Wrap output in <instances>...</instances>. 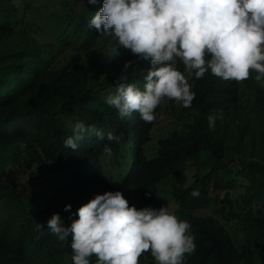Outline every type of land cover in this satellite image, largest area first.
<instances>
[{
    "label": "trees",
    "instance_id": "trees-1",
    "mask_svg": "<svg viewBox=\"0 0 264 264\" xmlns=\"http://www.w3.org/2000/svg\"><path fill=\"white\" fill-rule=\"evenodd\" d=\"M22 3L0 0V264H73L71 237L60 241L47 228L53 214L70 226L79 207L109 191L122 192L130 206L141 209L159 200L162 184L178 204L174 213L191 224L196 237L184 264H264V81L257 83L254 71L241 82L224 81L210 70L202 79L191 76L192 119L149 153L145 146L167 99L151 123L138 113L122 118L106 103L123 75L121 82L143 90L152 65L120 47L114 36L89 27L103 0L64 7L58 15ZM36 12L49 22L39 23ZM52 24L49 38L38 39L36 33ZM97 44L108 50L112 71L101 86L79 53ZM68 51L74 53L60 59ZM175 67L184 69L179 60ZM209 115L216 117L214 130ZM78 120L95 124L105 137L123 133L121 141L86 134L75 151L66 148ZM106 144L111 155L104 152ZM43 167L59 175L57 187L36 180L35 192L21 189L20 179L26 173L37 179ZM238 185L243 190L234 195ZM66 205L71 209L65 211ZM229 223L242 231L240 238ZM90 264H97L95 255ZM139 264L156 261L145 253Z\"/></svg>",
    "mask_w": 264,
    "mask_h": 264
},
{
    "label": "clouds",
    "instance_id": "clouds-1",
    "mask_svg": "<svg viewBox=\"0 0 264 264\" xmlns=\"http://www.w3.org/2000/svg\"><path fill=\"white\" fill-rule=\"evenodd\" d=\"M89 27L114 36L120 47L152 65L143 90L121 82L127 79L123 75L115 95L107 97L106 103L122 118L138 113L151 123L164 99L190 107L195 92L188 77L202 79L209 70L224 81L247 80L253 71L257 83L264 81V0H103ZM177 60L187 77L175 67ZM130 64L124 65L125 70ZM215 120L214 115L208 116L210 130ZM86 134L116 143L123 136L109 132L105 137L95 124L78 120L64 146L75 151ZM104 152L111 155V147L106 144ZM70 209L71 205L65 206V211ZM76 215L70 226L62 223L59 214L47 221L48 230L60 241L71 237L73 264H90L93 255L97 264H139L145 253L156 264H184L196 248L188 221L167 206H130L120 191L96 195ZM37 227L43 234V226Z\"/></svg>",
    "mask_w": 264,
    "mask_h": 264
},
{
    "label": "rangeland",
    "instance_id": "rangeland-1",
    "mask_svg": "<svg viewBox=\"0 0 264 264\" xmlns=\"http://www.w3.org/2000/svg\"><path fill=\"white\" fill-rule=\"evenodd\" d=\"M18 5L23 4L22 1H26L30 3L31 7H40L41 10L44 11V13H50V14H62L64 12V7H79L82 8L86 5V0H70L71 5L65 4L64 0H15ZM42 14L41 12H36L33 14V16L37 17V21L39 23L47 24L49 22V19L45 17H40ZM36 21V22H37ZM34 23L31 25L32 27V33L34 29ZM55 24H52L51 26L44 25L42 27V30L40 33H36V36L40 40H46L50 36V29L54 28ZM19 40V39H16ZM77 52V51H76ZM74 52L68 51L64 53L60 59L69 57ZM81 59L83 63H85L87 66L91 68V71H93V82L101 86L102 81L104 77L111 73V66H110V60H109V54L108 50H104L100 44H97L96 46L90 47L88 49H82L80 52ZM181 72H184V69L180 70ZM184 74L187 77V73L184 72ZM190 84L192 85L191 77H188ZM189 107L185 108L183 107L179 102L173 101V100H165L163 105V110L156 121L153 131H152V137L151 140L147 143L145 146V149L152 153L157 149L159 146V140L163 137L169 136L171 132L180 126H182L183 123H186L188 120L192 119V114L189 112ZM59 175L57 173L50 172L47 167H43L38 178H31V174L26 173V175L20 179V186L21 189L28 188L29 192L32 193L36 191V183L37 181L40 183L42 187H48L50 189H55L57 187ZM37 180V181H36ZM240 185V182H238ZM237 186L234 190V195H238L242 190L243 187ZM170 187L168 184H162L160 186V192H159V200L157 202H152L146 204L145 207H152L159 209L160 207H168L171 212H175L178 208V204L175 202L173 197L169 194ZM204 214L212 213L211 209H204L201 211ZM230 230L234 234L236 238H240L242 236V231L233 223H229Z\"/></svg>",
    "mask_w": 264,
    "mask_h": 264
}]
</instances>
